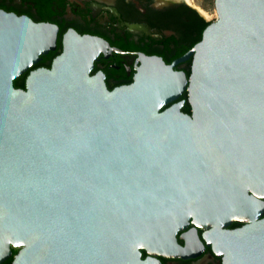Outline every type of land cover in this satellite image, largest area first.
<instances>
[{"label":"water","instance_id":"1","mask_svg":"<svg viewBox=\"0 0 264 264\" xmlns=\"http://www.w3.org/2000/svg\"><path fill=\"white\" fill-rule=\"evenodd\" d=\"M215 8L185 55L145 57L113 90L82 37L16 88L54 41L0 23V264L12 247V264H160L189 256L191 220L216 227L224 264H264V0ZM191 56L189 77L174 70Z\"/></svg>","mask_w":264,"mask_h":264},{"label":"flooded vegetation","instance_id":"2","mask_svg":"<svg viewBox=\"0 0 264 264\" xmlns=\"http://www.w3.org/2000/svg\"><path fill=\"white\" fill-rule=\"evenodd\" d=\"M199 3L203 9L208 3L215 6V0H0V23L19 20L23 31L38 39L43 37L47 45L54 41V48L39 54L37 62L14 79V86L25 89L31 71L52 68L64 50L66 37L84 38L80 47L89 54L97 53L91 76L102 77L110 90L129 85L143 58L160 57L171 65L202 39L205 28L216 18L204 14L197 7ZM32 24L37 28H31ZM37 40L32 49L39 46ZM192 64L193 56L175 63L173 68L189 77ZM176 103H182V112L192 113L187 90ZM244 225L234 220L219 228L234 230ZM214 228L198 226L191 220L176 233L177 243L187 248L189 256L160 255V264H224V254H219L207 237ZM16 253L13 251L12 257ZM143 253L144 257L148 255L146 250Z\"/></svg>","mask_w":264,"mask_h":264},{"label":"rangeland","instance_id":"3","mask_svg":"<svg viewBox=\"0 0 264 264\" xmlns=\"http://www.w3.org/2000/svg\"><path fill=\"white\" fill-rule=\"evenodd\" d=\"M208 8H205L207 16L209 18H217V11L213 3H208ZM199 6L203 7L200 3ZM204 8V7H203Z\"/></svg>","mask_w":264,"mask_h":264},{"label":"trees","instance_id":"4","mask_svg":"<svg viewBox=\"0 0 264 264\" xmlns=\"http://www.w3.org/2000/svg\"><path fill=\"white\" fill-rule=\"evenodd\" d=\"M17 85H21V83H17ZM188 111H190V107H189ZM13 251H14V253H16L17 252V249L16 248H13ZM143 256H145V253H143ZM12 260H13V257H11L10 259H8L7 261H5L2 264H12Z\"/></svg>","mask_w":264,"mask_h":264},{"label":"bare ground","instance_id":"5","mask_svg":"<svg viewBox=\"0 0 264 264\" xmlns=\"http://www.w3.org/2000/svg\"><path fill=\"white\" fill-rule=\"evenodd\" d=\"M190 1V0H189ZM197 7L204 13V14H206L207 15V13H206V10H204L201 6H199V5H197Z\"/></svg>","mask_w":264,"mask_h":264}]
</instances>
